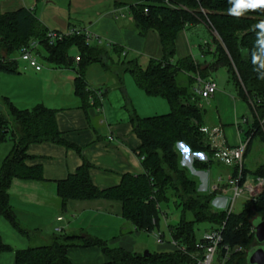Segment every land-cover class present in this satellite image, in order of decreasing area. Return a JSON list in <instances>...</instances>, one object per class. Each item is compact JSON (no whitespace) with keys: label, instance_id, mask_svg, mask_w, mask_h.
<instances>
[{"label":"trees","instance_id":"16d2710c","mask_svg":"<svg viewBox=\"0 0 264 264\" xmlns=\"http://www.w3.org/2000/svg\"><path fill=\"white\" fill-rule=\"evenodd\" d=\"M116 6L129 7L142 33L150 28L158 30L164 47L162 59L151 60L145 69L137 63L124 67V61L115 62L111 59L108 46L90 44L86 34L66 35L51 43L48 37L50 30L38 18L35 9L2 12L0 8V74L18 73L19 56L23 48L36 41L39 57L57 66L77 68L76 92L85 100H88L89 94L85 73L88 66L95 62L107 69L116 68L120 75L131 72L138 85L149 95L168 99L172 105L169 113L147 117L132 113L135 131L142 139L138 153L145 169L143 173H125L119 185L102 189L92 180L93 164L85 160L76 172L59 180L57 185L64 208L71 199H117L123 202L124 217L136 229L148 232L160 229L162 204H174L181 208L182 215L178 222L168 225V230L172 239L185 246L187 252L174 248L145 255L144 252L111 247L87 234L75 235L61 231L50 235L46 244H34L36 233L23 227L11 204L9 188L12 180L16 177L45 179L41 164L27 163L30 144L49 141L69 147L76 145L63 137L58 127L56 110L43 104L19 108L10 98L0 95V143L11 139L14 144L1 167L0 211L16 229L32 240L28 248L15 251L16 263L74 264L68 256L70 247L98 245L111 258L102 264H189L191 254L198 250L195 223L206 222L210 224L209 230L224 226L219 255L220 258L224 257L225 246L230 247L225 264H250L249 251L260 245L255 236V218H252L260 214L257 217L264 219V191L251 201L248 200L243 211L229 213L227 209L214 210L213 200L217 192L208 194L198 190V181L181 165L177 145L185 142L192 151L208 152L213 159L214 152L200 130L206 109L198 104L200 97L193 88L195 79L190 76L188 84L181 85L176 75L180 70L194 73L204 71L191 58L180 63L173 62L172 58L176 52L179 31L187 25L200 22L208 24L223 43L218 44L209 68L216 70L226 67L239 87L240 94L251 101L255 111L264 118V80L257 78L264 73V67L252 63L256 56L264 60V34L260 28L254 27L264 21V9L245 10L242 16L235 17L228 12L233 6L229 0H116ZM40 45L44 47V52L40 51ZM74 47L78 49L79 61L69 53ZM113 50L119 56L123 52L118 45H114ZM254 67L258 72L254 71ZM2 104L7 106L9 113ZM256 123L259 126L258 120ZM257 130L264 132L260 127ZM195 166H200L198 161H195ZM243 173L246 174V169ZM254 173L256 177H264V163ZM189 213L193 215L192 219H188ZM12 250L0 235V254Z\"/></svg>","mask_w":264,"mask_h":264},{"label":"crops","instance_id":"0c3cea01","mask_svg":"<svg viewBox=\"0 0 264 264\" xmlns=\"http://www.w3.org/2000/svg\"><path fill=\"white\" fill-rule=\"evenodd\" d=\"M39 1L0 0V8L2 12L32 8L37 14ZM81 1L85 0H48L47 3L54 4L61 15L47 18L42 14L39 19L50 31L67 33L74 28L88 30L93 35L88 40L89 43L108 46L110 53L114 51L113 46L118 45L123 50L121 57L114 52L120 57L119 61L122 57L125 58L122 64L124 67L137 63L145 69L151 60L164 57V47L158 30L150 28L142 33L136 26L129 7H117L116 0H108L97 12L89 14L84 12L91 8L90 4L86 5ZM73 15L82 19V21L77 20L81 26L71 22ZM200 27L212 33L213 42L206 39L203 45L196 40V35L199 34L197 28ZM219 43H221L220 36L208 24L200 22L196 25H187L178 33L176 52L172 61L180 63L191 58L210 75L205 79L213 78L218 83V91L212 97L203 99L199 96L206 109L204 125L221 126L226 143L235 146L248 141V132L257 117L251 101L240 94L239 87L232 80L226 67L216 69H225L229 73L224 84L212 76L211 71L215 70L209 67ZM208 53L212 54V59L203 60L207 58ZM79 59L77 54L76 60ZM20 60L19 57L18 73L0 75V83L4 81L6 85L5 88L0 86V95L10 98L19 108H33L43 104L56 110L58 127L63 137L80 149L49 141L30 144L28 148L30 158L27 159V163L41 164L45 179L16 177L12 180L9 188L10 201L23 227L36 233L34 236L37 237V241L46 240L61 228V232L87 234L106 242L111 247H121L130 252H141L146 249L150 246V236L156 237V233H161L164 243H159L156 237L159 243L157 251L173 250L172 236L170 235L166 240L165 231L162 229V216L160 229L153 232L138 230L124 217L122 201L107 198L71 199L64 208L57 185L59 180L76 172L85 160L93 164L92 180L102 189L119 185L125 173H143L145 169L138 153L142 139L135 131L131 120L132 113L141 117L166 114L172 110L170 101L162 96L149 95L138 85L131 72V75H127L129 71L120 75L116 68L107 69L99 62L90 64L86 70L85 80L89 94L88 100H85L76 92V77L79 75L77 68L41 62L43 69L37 71L23 60L21 66ZM96 64H100L103 69L98 68L102 73L97 79L91 74L93 70L91 68ZM205 65L208 67L203 69ZM182 74L187 75L188 79L190 76L195 79L194 89L197 86V77H203L200 72L180 70L176 75L177 80ZM95 98L97 104L94 103ZM204 100L207 101V105L204 104ZM143 113L147 114L143 115ZM13 146L11 139L0 143V172L3 161L10 154ZM177 149L180 153L181 165L198 181V187L201 184L198 175L202 177L205 187L208 183L215 185L218 178H223V172L229 176L236 171L234 167L227 165L224 169L217 168L214 164L216 161L220 164L224 163L214 157L212 159L208 152L192 151L185 142H179ZM188 152L194 154V157L188 160L190 164L187 163L192 168L183 162V158L189 156ZM195 161H198L199 167L195 166ZM194 168L198 170V175L194 172ZM246 169L248 171L247 166ZM200 191L206 192L202 191V188ZM228 191L231 194V189L222 193ZM213 206L214 210L226 209L224 201L217 196L213 200ZM0 235L3 242L13 249L0 254V264H17L15 251L28 248L32 245V240L16 229L1 211ZM68 256L74 264H102L111 260L98 245L70 247Z\"/></svg>","mask_w":264,"mask_h":264},{"label":"rangeland","instance_id":"374dc122","mask_svg":"<svg viewBox=\"0 0 264 264\" xmlns=\"http://www.w3.org/2000/svg\"><path fill=\"white\" fill-rule=\"evenodd\" d=\"M48 0H40L37 4V16L38 18H40V16L42 14H44L45 16H47V18H52L54 15L55 16H58L60 17L61 15V12L58 8H56L54 6V4L52 3H47ZM108 0H85V1H81V3L83 4H90L89 6L91 8H89L86 12L84 13H89V14H92L94 12H97L98 9L102 8L103 6H105V4L107 3ZM72 21L74 24H77V26H81V23H79L77 20H81L82 19L76 15H73L72 17ZM55 20V19H54ZM198 31L197 33H199L198 35H196V40L198 42H200L201 44H205V40L206 39H210L212 42L214 40H212V33L209 32V30H207L206 28H197ZM191 31V30H189ZM196 33V32H195ZM200 35V36H199ZM223 45V43H221ZM207 47V46H206ZM205 47V48H206ZM39 49L41 52H44L45 49L43 46H39ZM200 49V48H199ZM70 55L72 56H77V54H79L78 50L74 47V48H71L70 51H69ZM110 56H111V59L114 60L115 62H118L119 61V56L114 52V51H111L110 53ZM207 58L206 59H203V60H211L212 59V54L211 53H208L207 55ZM125 58L122 57L120 60H124ZM40 60L43 64H49V62L47 60H45L44 58L40 57ZM202 60V61H203ZM21 62V66L23 65V61L20 60ZM204 62V61H203ZM100 67V64H96L94 65L92 72L91 74L94 76V78L97 79V76H100L102 73V71L100 72L98 70V68ZM90 69V71H91ZM101 70H103L101 67H100ZM105 72H107V70H105ZM111 72L109 71V74ZM211 74L212 76L217 79L220 83H225L228 76H229V73H227V71L225 69H220V70H215V71H211ZM2 75V73L0 74ZM127 75H131L130 72H128ZM203 75V78H209L210 75L206 72H203L202 73ZM2 77V76H1ZM3 80V79H2ZM179 82L181 85H187L188 84V77L187 75L185 74H182L179 76L178 78ZM4 81H1L0 83V86H2L3 88H5V84L3 83ZM8 84V83H7ZM193 84H196V81H194ZM199 100V105L201 107H203V101L201 99H198ZM1 103V102H0ZM204 104L207 105V101L204 100ZM2 106L4 107V110L6 112L9 113V110L7 108V106L5 104H2ZM142 110V109H141ZM144 112V111H142ZM142 114V113H141ZM144 114H147V113H143ZM256 114V117H257V120L259 121V126L257 125V123L255 124V126L253 128H251L248 132V141H247V151L246 153L248 154L247 155V160H245L246 157H244V169H246V166L248 167V171L246 169V174L244 175L245 176V179L243 182L246 183V185H249V184H254L256 185V188H254L253 192L252 193H248L247 191L242 194L241 196H239L236 201H235V205H234V210L235 212H241L243 211L244 209V206L246 205V202L251 201L252 199H254L258 194H260L261 192L264 191V183L262 184H259L261 181V179H264V177H260V176H257L256 177V174L254 172L257 171L258 167H260L261 164L264 163V132L261 133L259 132L257 129L260 127L262 130L264 129V118L261 117V115L258 113V112H255ZM206 123V115L204 116V121H203V125L202 126H205L204 124ZM249 141H250V144H249ZM244 142V141H243ZM189 156H185L183 158V162L185 164L186 162V165L189 166V162L188 161L189 159L193 158L194 154H191L192 152H188ZM246 153H245V156H246ZM192 155V157H190ZM189 163V164H187ZM215 166L218 168V167H221L222 169H224V167H226V165L224 164H220V163H217V161L214 163ZM246 164V165H245ZM223 166V167H222ZM190 168H192L191 166H189ZM195 169V168H194ZM198 170L195 169L194 172H196V175H198L197 172ZM215 171V169H214ZM193 172V171H192ZM193 172V173H194ZM195 176V175H194ZM223 180L220 181L221 184H225L228 180V174L224 173L223 172ZM199 178V181L201 182V184H199V187H198V190L200 191L201 188H202V191H206V192H203V193H212V192H216V191H212L213 189V186L212 184L210 185L208 183V185L205 187H203V179L200 175H198ZM205 179V177H203ZM206 180V179H205ZM217 182H219V178L216 180ZM263 181V180H262ZM216 182V183H217ZM259 184V185H258ZM210 185V186H209ZM210 191V192H208ZM221 190L217 191V197H220V199L222 201H224V204H226V207H227V202L229 200V196L232 195V192L231 194L229 193H222L220 192ZM201 192V191H200ZM225 198V200H224ZM162 220H161V225H162V229H164L165 231V238L166 240L169 239V230H168V225L169 223H176L178 222L180 219H181V208H178L176 207L174 204L172 203H163L162 204ZM165 214V215H163ZM165 216H168V218H166ZM257 216H260V214H256L253 216L252 220L255 218L257 219L258 217ZM193 218V215L191 213L188 214V219H192ZM210 228V224L209 223H206V222H198V223H195V230H196V236L198 239H201L203 238V235L205 234V232H207ZM59 229V228H58ZM58 231V230H57ZM61 231V230H60ZM33 239L35 241H33L34 244H38V245H41V244H46L48 243V240H41V241H37V237L34 236ZM150 246L147 247L146 249L144 250H141V252H144L145 250H149L150 252H154V251H157L159 250V243H157L156 241V237H152L150 236Z\"/></svg>","mask_w":264,"mask_h":264},{"label":"built area","instance_id":"2783aa9c","mask_svg":"<svg viewBox=\"0 0 264 264\" xmlns=\"http://www.w3.org/2000/svg\"><path fill=\"white\" fill-rule=\"evenodd\" d=\"M73 34H86L87 40H90L93 37L90 31L77 28H74L67 33L49 31L48 37L50 42L53 43L57 39H62L66 35ZM37 44L38 43L34 41L29 46L24 47L19 57L21 60L25 61L29 67L40 71L43 69V65L36 53ZM194 90L201 98L209 99L218 91V83L213 78L204 79L203 77L198 76L197 86ZM200 130L205 134L207 141L214 152V157L225 165L234 167L237 171L236 174L228 176V180L225 184L220 183V181L223 180V178H220L219 182H217L212 189V191L216 192L219 190H221L220 192H226L231 189L232 195L229 197L228 205L226 207L228 212L231 213L234 211L236 199L246 191L248 193H252L254 188H256V185L254 184L246 185V183L243 182L245 179L243 171L244 157L248 145L247 141L241 142L235 146H230L224 139L223 129L221 126H201ZM260 181L261 182L259 184L264 183V179H261ZM223 229L224 226L205 232L203 238L199 239V242L197 243L198 250L191 254L192 259L189 264L226 263L230 254V247L228 245L225 246L226 254L224 257L220 258L219 255V247L223 241ZM57 230L60 231L61 228ZM155 235L159 243H164L161 233H156ZM171 244L175 249L187 252V248L175 239H172Z\"/></svg>","mask_w":264,"mask_h":264},{"label":"clouds","instance_id":"9594fccd","mask_svg":"<svg viewBox=\"0 0 264 264\" xmlns=\"http://www.w3.org/2000/svg\"><path fill=\"white\" fill-rule=\"evenodd\" d=\"M229 3L233 6L228 10L229 14L235 17H240L244 14L245 10H260L264 9V0H229ZM254 27L261 29L264 34V21H260ZM264 43V41H262ZM253 65L260 64V67H264V60L260 56H256L252 61ZM254 71L258 72V69L254 67ZM258 79L264 80V73L257 76Z\"/></svg>","mask_w":264,"mask_h":264},{"label":"water","instance_id":"95a60500","mask_svg":"<svg viewBox=\"0 0 264 264\" xmlns=\"http://www.w3.org/2000/svg\"><path fill=\"white\" fill-rule=\"evenodd\" d=\"M205 65L203 69L207 68ZM254 230L257 241L260 245H256L249 251L248 261L250 264H264V219L257 218L254 221ZM145 255L151 254L149 250L144 251Z\"/></svg>","mask_w":264,"mask_h":264}]
</instances>
